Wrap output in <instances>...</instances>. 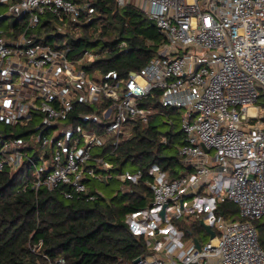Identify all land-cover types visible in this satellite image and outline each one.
I'll return each mask as SVG.
<instances>
[{
	"label": "built area",
	"instance_id": "1",
	"mask_svg": "<svg viewBox=\"0 0 264 264\" xmlns=\"http://www.w3.org/2000/svg\"><path fill=\"white\" fill-rule=\"evenodd\" d=\"M7 4L0 13V123L21 133L0 132V172L30 161L34 188L67 184V198L94 199L85 195L86 179L108 182L115 167L95 151L109 141L117 147L128 122L147 123L158 106L183 110L179 152L189 169L175 179L159 166L149 170L151 204L126 222L148 238L150 251L128 264H264L255 224L264 218V0H140L165 42L126 79L94 68L98 54L89 48L72 56L66 44L36 32L48 14L61 34L88 25L90 2L0 0ZM7 19L13 22L2 26ZM16 19L25 24L21 32ZM144 174L126 169L116 177L126 188ZM225 202L235 203L241 218L228 219L219 210ZM188 215L203 219L215 237L198 248L174 221Z\"/></svg>",
	"mask_w": 264,
	"mask_h": 264
},
{
	"label": "trees",
	"instance_id": "2",
	"mask_svg": "<svg viewBox=\"0 0 264 264\" xmlns=\"http://www.w3.org/2000/svg\"><path fill=\"white\" fill-rule=\"evenodd\" d=\"M90 2L95 9L94 19L83 27L68 28L65 34L56 29V19L48 14L36 32L47 42L60 41L65 35L72 56H79L86 48L100 46V58L94 68L116 72L127 78L130 71H142L157 54L165 37L156 23L134 2L119 6L117 0H77ZM16 19L17 32L25 24ZM126 42L121 48L120 44ZM161 91H157L159 96ZM158 97L155 98V100ZM154 103V99L149 100ZM94 111V107L81 108ZM5 135L21 129L0 123ZM168 125L162 131V125ZM87 126V124H86ZM88 127V126H87ZM18 128V129H17ZM119 145L111 141L95 151L114 163L113 177L108 182L87 178L88 193L67 198L70 185L55 190L42 186L34 188L36 176L30 161L13 170L6 167L0 172V264H48L65 257L66 264H119L130 263L150 251L148 238L133 233L126 222L127 215L151 204L154 166L166 170L171 179L182 176L188 165L179 152L185 142L180 109L158 106L147 123L131 119ZM164 137L166 140H164ZM37 160V157L33 155ZM131 167L142 169L144 176L138 184L128 182L123 187L116 175ZM115 188H112V184ZM228 219L241 218L238 206L225 202L220 208ZM192 215L174 220L186 232V238H198V221H189ZM260 242L264 247V218L255 221ZM199 239V238H198ZM36 250L35 245H39Z\"/></svg>",
	"mask_w": 264,
	"mask_h": 264
},
{
	"label": "rangeland",
	"instance_id": "3",
	"mask_svg": "<svg viewBox=\"0 0 264 264\" xmlns=\"http://www.w3.org/2000/svg\"><path fill=\"white\" fill-rule=\"evenodd\" d=\"M127 1H129V0H127ZM130 2H134L136 5H138L140 7V0H130ZM9 8H10L9 4L1 6L0 7V13L8 12ZM12 22H13V19H7L1 25L5 27V26H8V24L12 23ZM68 41H69V38H68V36L65 35L64 38L60 39L59 43L66 44ZM89 50L94 52V53H98V51L100 50V46L90 47ZM99 58H100V55H98L97 60ZM259 103L261 104V101ZM180 111L183 114V110H180ZM1 127H3L2 124H0V128ZM161 129H162V131H167L169 129V126L163 124L161 126ZM127 168L130 169L131 167L129 166ZM112 188L113 189L115 188V184L114 183L112 184ZM188 219H189V221H198L199 220V218H197L196 215H192ZM231 219H233V218H231ZM197 226L198 227H194L193 228L194 230L197 229V230H195V231H197L196 235L198 236V238H199V240L201 241L202 244L207 243L210 240V238H211L210 234L205 230V228L202 225H200V223ZM123 264H128V263H123Z\"/></svg>",
	"mask_w": 264,
	"mask_h": 264
},
{
	"label": "water",
	"instance_id": "4",
	"mask_svg": "<svg viewBox=\"0 0 264 264\" xmlns=\"http://www.w3.org/2000/svg\"><path fill=\"white\" fill-rule=\"evenodd\" d=\"M203 147L205 148V150H208V148L205 146L204 143H202ZM161 215L164 217L165 216V208L161 211ZM201 225L205 228V230L210 234L211 237H215L216 232L211 228L210 225H207L204 223L203 219L201 220ZM195 243L197 245V247H200V240L197 238L195 239ZM140 259V256L135 258L134 261H138Z\"/></svg>",
	"mask_w": 264,
	"mask_h": 264
}]
</instances>
